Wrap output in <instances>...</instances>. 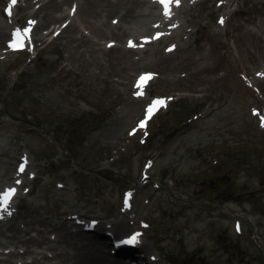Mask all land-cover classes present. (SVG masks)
<instances>
[{
	"label": "rangeland",
	"instance_id": "rangeland-1",
	"mask_svg": "<svg viewBox=\"0 0 264 264\" xmlns=\"http://www.w3.org/2000/svg\"><path fill=\"white\" fill-rule=\"evenodd\" d=\"M120 1L20 0L14 7L18 26L34 38L61 26L71 3L79 10L36 57L0 53V184L10 182L26 150L38 174L25 177L30 190L19 201L28 228L12 221L15 230L0 242L37 231L28 254L40 243L54 257L35 252V264L108 255L66 235L61 217L76 212L109 218L119 234L146 220L144 264H264V0L221 7L182 0L170 12L175 33L163 23L168 9L144 0L124 19ZM222 10L228 19L220 26ZM3 19L0 13V51ZM148 94L165 95L166 106L147 128H134L139 143L128 142ZM129 186L135 196L121 214Z\"/></svg>",
	"mask_w": 264,
	"mask_h": 264
},
{
	"label": "bare ground",
	"instance_id": "bare-ground-1",
	"mask_svg": "<svg viewBox=\"0 0 264 264\" xmlns=\"http://www.w3.org/2000/svg\"><path fill=\"white\" fill-rule=\"evenodd\" d=\"M205 1L206 0L199 2L201 7H203ZM145 2L146 1H144V0H121L120 2L115 4V7L123 6V7H120L122 9L124 8L123 18L127 19V18H129V17L131 18V17H133L135 15V10L132 8L134 6V3L138 4V3H145ZM54 6H56L55 3H54ZM206 7L209 8L210 6L207 5ZM78 8H79V6L77 7V10H76L75 14H77V12L79 10ZM121 13H122V11H121ZM138 15H141V14H138ZM112 18H113V16L110 17V19H112ZM26 216H27V214H22L21 215L20 212L17 211L16 214L12 215L11 218H7L6 219L7 220V224L5 225L6 228L4 229V232L0 231V234L1 233L9 234V232H13V230H15L14 229V227H15L14 224L15 223L12 222V221H16L17 222L19 219H21L22 221L21 222L19 221V223H18V227H19V224L21 225L22 222L27 220ZM24 228L27 229L28 226L26 224L25 225L23 224V228L19 227L20 230L24 229ZM92 231L93 232L90 234V239L93 240V242H91L90 245L95 246L94 240H96L98 237L103 236V233H102V231L96 230V229H93ZM66 235L70 236L68 233H66ZM7 236H10V235H7ZM61 237L66 239V237H64V236H61ZM20 238H21L20 236H12V237H10V241H9L8 237H7L4 240V242H2V244H0L1 249H2L0 251V257H2V256L5 257V259H1L0 258V263L6 262L7 260L16 261V259H20V258H17V257L21 256V253L19 251H22V250H25V249H21L20 248L18 252H17V249L19 247H22L23 245H25L28 242L27 240L21 241ZM52 238H54V241H55L56 240V235L53 236ZM70 238H72V241L82 242V243H84V241H89V240L85 239L83 236H80L79 234H75V235L73 234V235L70 236ZM61 241H64V240L62 239ZM50 248H51V251H54L53 247H50ZM9 250H14V251H9ZM27 251L25 253H28ZM80 253L82 254L83 251H80ZM89 255H90V257H88L87 255L83 256L81 258V260H79V262H76L75 264H104V263H107L108 261H111V258H112L109 255L105 254L103 251H98L97 253H94V254H92V253L90 254L89 253ZM118 258L123 259V257H120V256H118ZM10 263L14 264L12 261H10Z\"/></svg>",
	"mask_w": 264,
	"mask_h": 264
},
{
	"label": "snow or ice",
	"instance_id": "snow-or-ice-1",
	"mask_svg": "<svg viewBox=\"0 0 264 264\" xmlns=\"http://www.w3.org/2000/svg\"><path fill=\"white\" fill-rule=\"evenodd\" d=\"M12 2L15 3L16 0H12ZM161 2L165 4V7H166V9H167V4L169 3V0H161ZM178 2H179V0H177V3H178ZM165 14L167 15V10H166ZM220 22L222 23L223 20H221ZM19 35H20L19 33H14V34H13V37H14L13 42L10 43V45H9V47L12 48L13 50H16L17 48L20 47V42H19V39H18ZM130 46H131V44H130ZM148 78H150V77H148V76H142V77L140 78L141 84H142L145 80H147ZM141 94H142V93H137V95H141ZM162 104H163V101H160V100H154V101H153V102L147 107V109H146V117H149V118H150L151 115L153 114L154 110L157 108V106L162 105ZM145 123H146V121H145V120H142V121H140V123H139L138 126H139L140 128H143V127L145 126ZM262 126H264V122H262ZM133 132H135V129L133 130ZM130 134H132V133H130ZM20 170L23 171V167H21ZM17 183H19V181H17ZM14 193H15V189H9L7 192H5L4 195L2 196V198H0V204H2L3 206L6 207V206L8 205V203H9L10 197H11ZM9 214H10V213H9ZM138 235H139V234L133 235V236L130 237L129 239L124 240V241H121V243H124V244H133V243H136V241H137V236H138Z\"/></svg>",
	"mask_w": 264,
	"mask_h": 264
}]
</instances>
